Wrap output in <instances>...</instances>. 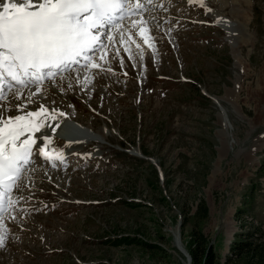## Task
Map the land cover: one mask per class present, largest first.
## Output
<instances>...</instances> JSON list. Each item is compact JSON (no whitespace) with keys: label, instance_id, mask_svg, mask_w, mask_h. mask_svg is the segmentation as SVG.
<instances>
[{"label":"rangeland","instance_id":"obj_1","mask_svg":"<svg viewBox=\"0 0 264 264\" xmlns=\"http://www.w3.org/2000/svg\"><path fill=\"white\" fill-rule=\"evenodd\" d=\"M222 1L226 3L222 11L229 15L240 6L235 0H207L204 8L197 5L198 0L191 4L188 0L166 1V6L173 4L168 13L181 20L164 11L155 12L159 17L155 18L153 38L157 46L165 42L159 44L161 50L156 48L146 58L125 60L130 75L135 72L133 76L116 78L121 70L106 67L93 76L95 83H81L86 91L81 84L67 87L69 76L54 83L69 91L62 92L49 83L46 93L35 94L41 99L34 106L45 99L50 105L65 103L80 122L97 128L105 125L110 138L101 140H108L107 148L100 146L92 157L84 150L101 145L98 142L75 150L81 153L72 151L77 162L70 169H62L64 162L57 168L39 163L29 180L37 193H28L31 199L23 203L37 205L35 227L50 218L52 229L53 221L67 216L63 221H69L68 235L49 230L51 234L42 240L27 235L30 227L21 239L30 244L37 241L34 247L40 250H45L44 245L39 246L41 242L68 249L66 264H192V257L189 261L174 242L173 229L178 226L185 248L192 245L193 232L203 233L221 264H264V0H250V6H245L252 19L242 21L244 30L238 33L236 46L234 38L213 19L212 11L221 12ZM199 18L207 24L189 23ZM174 21L180 29L173 28L170 36L164 35L166 28H158L159 24L170 27ZM163 35L164 40L158 39ZM138 37L127 36L131 54L133 40ZM114 48L112 64L119 66L121 57L130 54ZM156 54L165 58H154ZM106 78L114 79L112 83L119 88L109 99L103 95L105 91L99 90L97 95L96 89L97 82ZM105 85L109 84L105 81ZM75 92L80 101H76ZM204 92L216 98L226 112ZM26 94L23 92L25 98ZM65 97L76 101L78 109ZM88 100L102 111L97 110L100 116L89 109ZM4 103L15 106L17 101ZM139 147L144 156L132 153ZM49 177L61 185L56 191L62 194L56 196L54 186L47 183ZM27 186L22 185V194L32 189ZM64 197L87 202L75 205L62 201ZM18 205L13 206V217L19 215ZM54 207L59 210L50 212ZM204 207L207 216H203ZM11 215L4 221L12 220ZM18 239L13 242H20ZM40 261L34 264H50L49 260ZM0 264L6 263L0 258Z\"/></svg>","mask_w":264,"mask_h":264},{"label":"snow or ice","instance_id":"obj_2","mask_svg":"<svg viewBox=\"0 0 264 264\" xmlns=\"http://www.w3.org/2000/svg\"><path fill=\"white\" fill-rule=\"evenodd\" d=\"M199 3L206 7L204 0ZM144 10L142 0H0V78L6 73L21 89L29 83L39 88L62 72L78 75L89 66L103 70L96 59L106 62L101 53L107 50L111 31L130 15L142 16ZM9 95L23 102L5 104L7 97L0 87V219L13 205L9 198L6 207L5 197L13 190H23L20 181L25 169L21 165L34 163L37 140L28 133L41 132V144L51 143L40 121L42 113L48 111L45 106L28 110L32 98H24L20 89ZM13 112L15 115L10 114ZM36 152L50 158L42 147ZM4 241L0 236V248Z\"/></svg>","mask_w":264,"mask_h":264},{"label":"bare ground","instance_id":"obj_3","mask_svg":"<svg viewBox=\"0 0 264 264\" xmlns=\"http://www.w3.org/2000/svg\"><path fill=\"white\" fill-rule=\"evenodd\" d=\"M166 1H168V0H163L162 4L165 5ZM210 2H209V4H210ZM238 2L240 3V6H238L232 12V15H229L228 13L222 11V9L224 7H226L225 1L224 2L222 1L221 2L222 5H220L221 7H218V9H220L221 12H217V11L214 12V10L212 11V15H213L214 21H217V22H219V24L222 25V28L226 31L227 35L234 38L233 39L234 42H235V40H237L236 37L238 36V33H241L242 30H244L243 25H242L244 23L242 21H245V23H246V21H251V19H252L251 16H250L249 7L245 8V6L247 4H249V6H250L251 1L250 0H235V3H238ZM142 3L144 4V7L146 8L147 7V3L145 2V0H143ZM198 3H199V1H198ZM217 3L218 2L216 1V4ZM204 4L208 5L207 0H204ZM236 5L237 4H235V7H236ZM209 6L211 7V5H209ZM203 8H204V6H203ZM152 13H155V12H152ZM157 14H150L149 16L144 15L143 19L153 20L152 22L148 21V23L144 24L142 22L145 21V20H142L140 18H133V19H130L120 29H118L116 31H111V39L108 42L107 48L109 47V45L111 43V40L113 39V34L116 33V32L123 31L124 34H126L127 36L133 37L134 34L139 35V37L137 39L133 40V43L137 44V45L133 44V46H132V54H133V56L145 57L146 58V56L155 53L156 48H157V44H156L157 40H155L153 38V31H154L153 27L156 25L155 23H156L157 19H155V18L159 17V15H157ZM133 22H135V26H134ZM248 23L250 24V22H248ZM216 25H218V24H216ZM163 27L166 28L165 25H163ZM163 32H164V30H163ZM238 41H239V39H238ZM237 43H239V42H235L234 46H236ZM234 48H236V47H234ZM101 55L105 56V58L107 57L106 52H102ZM99 60L100 59L97 58L96 59V63H98ZM103 61L105 62V60H103ZM98 64H100L102 66L103 70H101L99 68H92L91 66H89L87 69H84V70L79 72V74H81V76L78 77V75H79L78 74L77 75L78 78L77 77L76 78L74 77V79L72 78V75L77 74L75 71H73V72H70V73L69 72L62 73V75H59V77H57L54 81L57 83L59 78H65V77H69L70 76L71 78L68 81L70 82L71 87H73V86L75 87V86L81 84L82 82L84 84V77L86 79H89L90 77H93L97 73H99L101 71H104V69H107L106 68L107 64L102 63V60ZM118 69L120 70V68H118ZM97 71H99V72H97ZM126 71H127V74L130 75L129 69H127ZM48 85H49V83L41 84L39 86V88H37L35 91L30 90V89H27V90L23 91V92L27 93L26 94L27 97L31 96L32 101H33V103L28 104V110H31V109H35L36 110L39 107V106H36V105L34 106V103L37 102L38 98L41 99V97H40L41 95L40 96H35V95H33V93H46V91H47L46 88H47ZM56 88L59 89L62 92H66L68 90L66 87H63V86H57ZM52 92L53 91L51 90L50 93H52ZM23 96L25 98V95H23ZM15 100L17 101V103H22L23 102V99L17 100L13 95H11V97L8 98V100H6V101L11 102V101H15ZM6 101H4V102H6ZM47 102H48V100L46 101V99H45L43 101V103H41L44 106H46V109L48 110L46 112L47 114H43L42 113V115L40 117V121L41 122L44 121V123L46 124V127L44 128L45 135H47L48 138L51 141V143H45V144H48V146H50V147H53L54 144H57V145L59 144L58 146L64 148L63 152H66L67 155L62 161H60L58 159H50V160L49 159H45V157H43L40 154H38L36 152V148H39V144H41V141L38 139L40 137L38 132H36V135L34 134V136H33V139L37 140L36 146H34V149H33L34 155H33L32 159L34 160V163L29 165L30 168L25 172V177H30L31 178L32 177L31 175H33L35 173V171L38 170V168H39L38 165H39L40 162H42V163L46 162L48 165L55 166L54 168H57L56 165H59L62 162H64V163L67 162V156H70V158L72 156H74L73 154L71 155V153H73V152H75L76 154L81 153V151L77 152L75 150L84 149L87 146L90 147L93 144H96L97 142L100 143L101 145H99V148L96 149V150H99L100 146H102V145L105 146V149H106L107 148L106 141H108V140H105L104 142H102L101 140L110 138V133L108 131V128L105 127V125L103 127H101V128H97L95 126V124H93V123H91L90 125H87L86 123L80 122L79 120H77L76 117H74L71 109H69V107L66 106L65 103L58 104V105H53V104L50 105ZM13 104L14 103H11V105H13ZM53 109L56 110L55 114H53V112H52ZM63 110H64V112L66 114L63 112ZM61 113L63 115H61ZM10 114L15 115V112L10 113ZM67 115H69L70 117H68ZM60 123L63 124L64 126H62L60 128L59 133H57L56 132L57 125H60ZM66 124H69L70 126L66 127ZM48 125H50V127ZM226 125H227V122H226ZM52 129H55V130L53 131ZM83 133H86V137L87 138H85L82 141H72V140H70V141L67 140L66 141L64 137L60 136V135H63V136H66L67 138H71V137L79 138L80 136L84 135ZM78 135H80V136H78ZM60 138H63V139L60 140ZM50 147H48V149H50V151L53 150ZM94 147H97V145H94ZM85 151L86 150H84V152ZM104 153L105 152L102 153L103 156H104ZM132 153L135 154V155H138V156H142L144 154V152L141 150L140 147L139 148H135L132 151ZM95 154H97V151L93 150V151H90L89 154H85V155L88 156V157H92ZM58 157L60 158V155H58ZM74 157L75 158H74L73 161L77 162V160H76L77 157L76 156H74ZM37 162H38V164H37ZM155 162H156V164H159L157 160ZM35 164H37V165L34 166ZM71 166L75 167V165H73V164ZM58 167H60V165ZM74 167H71V168H74ZM46 180H47V178H46ZM22 181H24V180H22ZM25 183H28V182H25ZM26 186H27V184H26ZM27 187H29V186H27ZM9 198L13 201V205L11 207H9L7 209V211H5L2 214V219H0V225H2V227H0V236H4V234H6L7 231L9 230L10 223L12 221H14L16 218H18V217L15 216L14 217L15 219L10 220V218H9L7 221H4L5 218H7V216H10L11 213L14 212L12 210L14 208L13 206L15 205V202H14L15 199L11 196V192L8 194L7 197H5V206L7 207V200ZM23 207L24 206H21V209H18V212H19L18 214H20V213L22 214V210H23V212L28 210L25 214L30 215L29 212H31V211H29V208H23ZM11 218H13V216ZM4 229H7V231H5ZM10 229H11V227H10ZM10 232H12V229H11ZM173 234H174V237H175V241L174 242H175L176 246L180 250H182V244L180 243V239H179L180 236H179L178 226H176L173 229Z\"/></svg>","mask_w":264,"mask_h":264},{"label":"trees","instance_id":"obj_4","mask_svg":"<svg viewBox=\"0 0 264 264\" xmlns=\"http://www.w3.org/2000/svg\"><path fill=\"white\" fill-rule=\"evenodd\" d=\"M203 216H207V207L202 209ZM192 245L188 246V252L192 257V264H221L212 246L207 242L206 236L202 233L193 232ZM241 244V242H239Z\"/></svg>","mask_w":264,"mask_h":264},{"label":"water","instance_id":"obj_5","mask_svg":"<svg viewBox=\"0 0 264 264\" xmlns=\"http://www.w3.org/2000/svg\"><path fill=\"white\" fill-rule=\"evenodd\" d=\"M180 239V238H179ZM180 243L182 244V251L186 254V256L188 257L189 261L191 260V255L190 253L188 252V250L184 247L181 239H180Z\"/></svg>","mask_w":264,"mask_h":264}]
</instances>
